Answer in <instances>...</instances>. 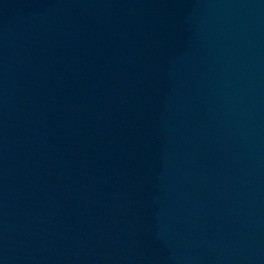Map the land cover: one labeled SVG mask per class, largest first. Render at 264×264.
I'll return each instance as SVG.
<instances>
[{
    "label": "water",
    "instance_id": "obj_1",
    "mask_svg": "<svg viewBox=\"0 0 264 264\" xmlns=\"http://www.w3.org/2000/svg\"><path fill=\"white\" fill-rule=\"evenodd\" d=\"M0 264H264V0H0Z\"/></svg>",
    "mask_w": 264,
    "mask_h": 264
}]
</instances>
